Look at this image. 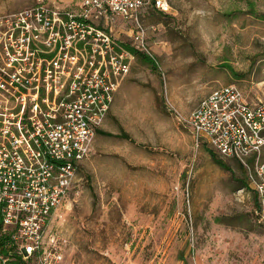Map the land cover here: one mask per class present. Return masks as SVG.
<instances>
[{
    "label": "rangeland",
    "instance_id": "rangeland-1",
    "mask_svg": "<svg viewBox=\"0 0 264 264\" xmlns=\"http://www.w3.org/2000/svg\"><path fill=\"white\" fill-rule=\"evenodd\" d=\"M41 1L81 3L0 0V18ZM171 3V14L142 17L158 69L134 58L77 187L52 219L69 240L60 264H264V220L249 171L198 146L173 112H192L227 84L264 100V0ZM119 26L130 43V25Z\"/></svg>",
    "mask_w": 264,
    "mask_h": 264
},
{
    "label": "built area",
    "instance_id": "built-area-1",
    "mask_svg": "<svg viewBox=\"0 0 264 264\" xmlns=\"http://www.w3.org/2000/svg\"><path fill=\"white\" fill-rule=\"evenodd\" d=\"M80 7L41 1L0 18V233L10 264H60L65 235L52 219L79 181L136 55L118 34L129 24L131 46L155 59L142 20L171 14V0H81ZM126 34V33H125ZM194 142L249 171L256 214L264 220V100L236 84L216 88L192 112L173 107Z\"/></svg>",
    "mask_w": 264,
    "mask_h": 264
},
{
    "label": "trees",
    "instance_id": "trees-1",
    "mask_svg": "<svg viewBox=\"0 0 264 264\" xmlns=\"http://www.w3.org/2000/svg\"><path fill=\"white\" fill-rule=\"evenodd\" d=\"M125 46L129 51L133 52L136 56H138L142 63L147 64V65L149 64L153 68L158 69L156 60L153 57H151L149 54L147 55V54L142 53L141 51L136 50L135 47L131 46V44L129 42H127L125 44ZM226 66L232 71L233 74H235L237 76V73L235 72L234 68L231 65L225 64V67ZM99 132H101V131H99ZM103 134H106L109 136L112 135V133H108V132H103ZM122 136H123V138L130 139L129 134H127L125 132L123 133ZM212 156L214 157L216 163H218L221 167L228 169V166L226 165V163L223 160L219 159L218 157H215L214 154H212ZM239 187H241V188L248 187V183L246 181L245 182L242 181L241 185H239ZM8 240H9V237L7 235L0 233V248H1L2 254L5 256L8 255L9 251L11 250V248L8 246V244H9ZM16 262H22V259L20 257H18Z\"/></svg>",
    "mask_w": 264,
    "mask_h": 264
},
{
    "label": "crops",
    "instance_id": "crops-1",
    "mask_svg": "<svg viewBox=\"0 0 264 264\" xmlns=\"http://www.w3.org/2000/svg\"><path fill=\"white\" fill-rule=\"evenodd\" d=\"M159 12V11H158ZM260 61H262V62H264V59H262V60H260ZM115 96H116V94H115ZM115 98V97H114ZM116 99V98H115ZM115 102V101H114ZM114 104V103H113ZM113 106V105H112ZM112 109V108H111ZM111 111V110H110ZM109 111V112H110ZM109 114V113H108ZM109 116V115H108ZM107 119V118H106ZM106 121V120H105Z\"/></svg>",
    "mask_w": 264,
    "mask_h": 264
}]
</instances>
